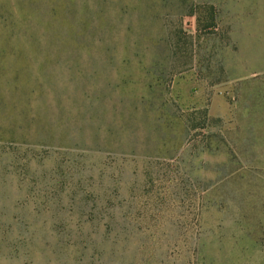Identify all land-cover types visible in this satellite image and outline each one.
Instances as JSON below:
<instances>
[{
  "label": "rangeland",
  "instance_id": "rangeland-1",
  "mask_svg": "<svg viewBox=\"0 0 264 264\" xmlns=\"http://www.w3.org/2000/svg\"><path fill=\"white\" fill-rule=\"evenodd\" d=\"M0 264H264V0H0Z\"/></svg>",
  "mask_w": 264,
  "mask_h": 264
}]
</instances>
